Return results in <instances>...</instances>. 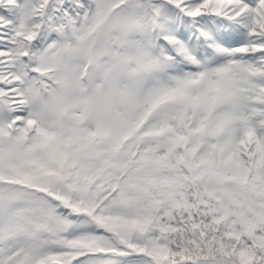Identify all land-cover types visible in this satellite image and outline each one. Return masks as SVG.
Instances as JSON below:
<instances>
[{
  "label": "snow or ice",
  "instance_id": "1",
  "mask_svg": "<svg viewBox=\"0 0 264 264\" xmlns=\"http://www.w3.org/2000/svg\"><path fill=\"white\" fill-rule=\"evenodd\" d=\"M0 264H264V0H0Z\"/></svg>",
  "mask_w": 264,
  "mask_h": 264
}]
</instances>
